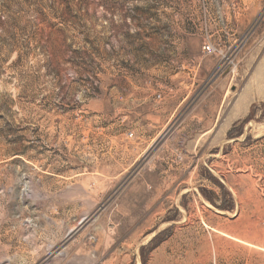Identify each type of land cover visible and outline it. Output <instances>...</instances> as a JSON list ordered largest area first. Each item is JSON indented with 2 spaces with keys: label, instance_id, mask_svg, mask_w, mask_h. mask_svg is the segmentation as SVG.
<instances>
[{
  "label": "rangeland",
  "instance_id": "374dc122",
  "mask_svg": "<svg viewBox=\"0 0 264 264\" xmlns=\"http://www.w3.org/2000/svg\"><path fill=\"white\" fill-rule=\"evenodd\" d=\"M0 264H264V0H0Z\"/></svg>",
  "mask_w": 264,
  "mask_h": 264
},
{
  "label": "crops",
  "instance_id": "0c3cea01",
  "mask_svg": "<svg viewBox=\"0 0 264 264\" xmlns=\"http://www.w3.org/2000/svg\"><path fill=\"white\" fill-rule=\"evenodd\" d=\"M201 67L202 65L198 63L196 72H203ZM225 86L219 92V86L217 84L210 86L198 105L192 111V115L189 120L197 127L198 130L196 131L197 137L193 140L194 143H198L206 135H211V139H215L216 135L221 133L222 126L225 125L226 128H224V130H228L230 129V126L240 118L237 116L236 111L235 114L232 112L230 116L229 113H224V108L226 107L225 102L228 98ZM235 109L236 108L234 107V110ZM218 139H221L220 136Z\"/></svg>",
  "mask_w": 264,
  "mask_h": 264
},
{
  "label": "built area",
  "instance_id": "2783aa9c",
  "mask_svg": "<svg viewBox=\"0 0 264 264\" xmlns=\"http://www.w3.org/2000/svg\"><path fill=\"white\" fill-rule=\"evenodd\" d=\"M206 51L208 53H213L215 51V48L213 46H211V45H207L206 46Z\"/></svg>",
  "mask_w": 264,
  "mask_h": 264
},
{
  "label": "trees",
  "instance_id": "16d2710c",
  "mask_svg": "<svg viewBox=\"0 0 264 264\" xmlns=\"http://www.w3.org/2000/svg\"><path fill=\"white\" fill-rule=\"evenodd\" d=\"M223 189H224V192H225L226 190H225V188H224V187H223Z\"/></svg>",
  "mask_w": 264,
  "mask_h": 264
}]
</instances>
